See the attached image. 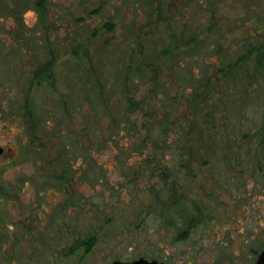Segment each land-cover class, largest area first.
Instances as JSON below:
<instances>
[{
    "label": "rangeland",
    "instance_id": "obj_1",
    "mask_svg": "<svg viewBox=\"0 0 264 264\" xmlns=\"http://www.w3.org/2000/svg\"><path fill=\"white\" fill-rule=\"evenodd\" d=\"M36 1L0 0V37L8 32L15 36L24 28L41 39L26 42L32 49H16L15 41L0 48V146L5 150L0 156V264H111L138 257L164 264H254L264 247V177L256 182L246 170L237 187L242 192L238 200L227 192L226 182L233 183L235 178L226 170L196 177L190 193L169 191L161 197L162 173L173 180V155L166 153L169 167L164 169L155 159L156 146L147 144L137 152L131 147L145 134L142 109L157 105L156 98H148L156 83L139 81L128 88L121 70L155 57L170 45L184 46L195 36L199 55L187 50L173 73L158 76L173 98L183 85L188 65L184 63L196 57L203 60L194 69L197 73L212 64L209 72L214 74L222 63L249 54L253 63L264 52V0H44L48 8L42 22ZM11 10L23 17L25 26L19 27ZM95 28L98 35L89 44L100 67L93 69L92 78L107 84L103 92H91V107L84 102L81 108L74 107L72 95L61 96L67 90L65 76L71 74L70 87L76 86L77 77L70 70L68 74L59 71L55 87L38 88L34 81L23 86L22 75L53 56L45 42L51 41L50 36L72 50ZM3 44L0 41V47ZM257 77L260 87L256 90ZM239 80L228 85L235 98L232 107L240 109L239 100L245 97L242 108L246 104L253 116L264 112L260 104L264 102V68L253 76L248 92H243ZM83 93L76 89L73 98L79 102ZM97 96L115 104L127 99L136 102V109L129 113L132 122L127 123L134 124V135L129 138L121 132L124 135L111 139V121L104 118L101 107L96 109ZM24 99L35 100L33 114L42 121L30 131L17 114ZM96 112L103 120L99 128ZM85 119L91 120V134L80 136L79 132L75 150L63 151L71 159L70 179L55 153L47 157L38 153L33 159L27 145L32 146L33 134L40 136V128L44 134L36 140L38 147L58 144L59 138L52 135L57 122L71 149L70 134ZM93 237L86 250L85 242Z\"/></svg>",
    "mask_w": 264,
    "mask_h": 264
},
{
    "label": "trees",
    "instance_id": "obj_2",
    "mask_svg": "<svg viewBox=\"0 0 264 264\" xmlns=\"http://www.w3.org/2000/svg\"><path fill=\"white\" fill-rule=\"evenodd\" d=\"M36 5L38 20L42 22L48 4L44 6V0H38ZM11 11L19 27L22 24L25 26L23 17H18L17 11ZM106 23L105 25H110ZM106 28L111 30L109 26H106ZM221 34L224 37L227 36V32L224 33L223 31ZM97 35L98 31L95 28L83 41H77L79 43L77 46L73 45L72 50H67L65 45L55 43L56 38L50 36L51 41L45 42L47 44L46 47L53 56L49 58L50 61L40 62L39 66L23 74V86L27 84L29 87L31 86V81H34V85L38 88L45 84L55 87L59 71L63 70L68 74L67 70H70L77 77L76 86L74 89L70 87L71 74L67 77L65 76L67 90L61 93V96L66 98L72 95L74 97L76 89L82 90L84 92L83 100L78 102L76 98L72 97L74 107L81 108L83 102L87 107H91V92H103V88L107 84L106 81L98 78L94 81L92 78L93 69L98 70L100 64L95 58L94 52L90 50L89 43ZM36 38L41 40L31 32L21 28L15 36L8 32L3 38L0 37V41L4 43L0 48H5L7 41H15L19 44V46L14 47L16 49H32L35 47H31V43L26 42L35 41ZM198 41L195 36H191L184 46L170 45L162 49L155 57L145 60V62L136 61L129 66H123L121 70L124 73L123 82L128 88L131 87V83L135 85L139 81L142 83L146 81L156 83V86L149 90L148 98H156L157 105H147V107L142 109L145 117V134L137 146L132 145L131 147L135 148L133 152H137L141 151L143 146L153 144L156 146L158 157L155 159L160 164L162 163L161 168L164 169L169 167V165L166 166L168 164L166 162V153L173 155L174 162H176L173 166V180H168L171 175L162 173V180H160L161 183L159 185V195L161 197L169 191H173L176 195H183L182 192L185 194L190 193L196 177H200V175L204 177L207 175H218L220 170H226L229 177H231L229 173H232L234 175L233 178H235L233 183L229 182V180L226 182L227 192L230 193L232 198L238 200L242 192L237 187L241 183V176L246 170L256 182L261 181L262 177H264V112L262 110L257 116H253L251 111L246 108V104L245 108H242L241 105L245 97L239 100L240 106L238 107L240 109L235 110L232 107L235 98L233 93H230L228 85L230 81L236 83V80L240 79L239 81L243 82V92H248L251 89L253 76L263 71L264 52L255 58L253 63H250V54L237 57L233 62H224L214 74L209 72L212 64H209V68L206 70L208 73L206 71L198 73L196 72L197 70L194 71V69H199L198 65L203 62L202 58L196 57L195 60H191L188 63L185 62L184 65H188H185L186 68L184 67L183 85L178 88L175 96L170 98L167 93L168 90H164L162 84H159L158 76H160L161 72L173 73L180 66V60L187 50L199 55ZM251 48L250 46L249 49ZM8 49H11V47H8ZM251 52L250 50L249 53ZM32 55L34 57L36 54L33 53ZM77 57L80 59L79 63H76ZM47 67H49L48 71L46 70ZM194 73L197 75L193 76L195 75ZM134 77H137V79H134ZM242 78L243 80H241ZM259 78L257 77L254 80L256 90L260 87V83L257 81ZM23 90L26 92L31 91L30 89ZM26 95H28L27 97L30 96V94ZM96 99V109L101 107L104 111V118L111 121V126L109 127L111 139L117 135L125 134L129 138L134 135L136 131L134 124L127 125V123L132 122L129 113L136 109V102L133 99H127L124 104L119 101H117L118 104H115L110 98L97 96ZM64 101L66 102V100ZM180 102H183L184 105ZM142 103L144 104V102ZM34 104V99H28V101L24 99L18 106L20 109L19 113L17 112L19 120L23 127L29 131L33 126L38 127V123L42 122L37 120L36 115L33 114ZM260 104H264V102H260ZM74 114H77V112ZM67 117L63 118L67 119ZM85 118H87L86 115ZM94 118L97 128H99L103 120L97 112ZM90 122L91 120L88 122L85 119L82 127L77 129V132L70 134L71 149H69L68 136L63 141L64 132L60 129L59 124L55 122L58 128L55 127L52 135L55 138H59L58 144L53 143L50 148L47 146L38 147L37 144L40 143L36 142V140L43 137L42 134H44L40 128V136L34 137L32 133L33 139H30L33 144L32 146L27 145L28 151H31L33 159H36V154L38 153L42 157L55 153L54 156L57 158L59 166L65 176L70 179L73 176V169L69 168L71 159L66 154L70 153V150H75V146L79 145V132L80 136L91 134L92 123ZM121 132L125 133L122 134ZM73 134H77V137ZM170 135L173 138L169 139ZM112 142L115 143V141ZM198 170L201 171L200 174H198ZM233 171L236 172L233 173ZM64 185L66 184H60L61 187H64ZM182 187L185 191H183ZM94 241L95 238L93 237L85 242V249L88 250Z\"/></svg>",
    "mask_w": 264,
    "mask_h": 264
},
{
    "label": "water",
    "instance_id": "obj_3",
    "mask_svg": "<svg viewBox=\"0 0 264 264\" xmlns=\"http://www.w3.org/2000/svg\"><path fill=\"white\" fill-rule=\"evenodd\" d=\"M3 152V148L0 146V155ZM111 264H163V262L157 261L155 259H146L144 257H138L131 261H120L114 260ZM254 264H264V247L261 249Z\"/></svg>",
    "mask_w": 264,
    "mask_h": 264
},
{
    "label": "flooded vegetation",
    "instance_id": "obj_4",
    "mask_svg": "<svg viewBox=\"0 0 264 264\" xmlns=\"http://www.w3.org/2000/svg\"><path fill=\"white\" fill-rule=\"evenodd\" d=\"M1 147L3 148V152H2V154H3L5 150H4V147H3V146H1ZM2 154H1V155H2ZM1 155H0V156H1ZM130 261H131V260H130ZM160 262H162V261H160ZM163 264H164V262H163Z\"/></svg>",
    "mask_w": 264,
    "mask_h": 264
}]
</instances>
